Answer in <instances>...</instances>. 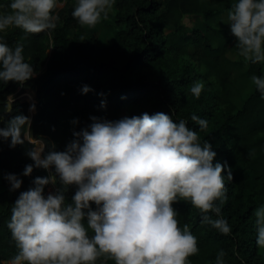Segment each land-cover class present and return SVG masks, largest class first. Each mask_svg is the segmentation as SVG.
<instances>
[{
  "label": "trees",
  "instance_id": "1",
  "mask_svg": "<svg viewBox=\"0 0 264 264\" xmlns=\"http://www.w3.org/2000/svg\"><path fill=\"white\" fill-rule=\"evenodd\" d=\"M234 2L114 0L111 20L115 30L103 47L73 17L77 0H60L62 6L52 13L58 17L52 30L29 34L10 27L0 32V42L11 48L23 46L24 62L34 69L33 77L23 85L0 82V112L18 88L34 93V111L28 103L13 100L0 127H6L15 115L29 117L33 138L45 143L41 158L51 150L65 151L76 139L74 133L88 128L92 117L115 122L122 109L129 118L162 112L175 123L184 120L201 144H211L216 153L213 164L227 166L222 173L227 199L216 203L231 233L224 235L203 223L204 214L190 201L178 198L172 207L179 227L188 226L199 249L188 257L189 264H216L220 251L225 253L224 264H264L258 254L254 214L264 207V99L251 81L253 75L263 78L264 62L246 63L235 48L236 37L223 29ZM10 3L0 0L2 14L10 11ZM187 16L194 19L188 30L183 24ZM233 68L242 69L240 78L251 84L246 93L237 92L229 82ZM196 81L204 84L199 98L191 93ZM85 86L90 89L87 93ZM192 115L207 120L208 127L201 131ZM10 145V138H0V264L18 253L8 228L16 200L35 187L36 178L49 177L50 171L55 174L54 168L34 166L27 155L32 147L27 141ZM27 165H33L29 176L23 175ZM9 174L22 181L19 189H12L6 179ZM49 185L44 187L45 197ZM53 187L55 194L62 188L59 183ZM76 191L75 185L68 187L64 193L67 203ZM90 206L96 210L94 203ZM207 215L217 218L214 213ZM83 224L87 228L86 218ZM94 264H115V260L102 255Z\"/></svg>",
  "mask_w": 264,
  "mask_h": 264
},
{
  "label": "clouds",
  "instance_id": "2",
  "mask_svg": "<svg viewBox=\"0 0 264 264\" xmlns=\"http://www.w3.org/2000/svg\"><path fill=\"white\" fill-rule=\"evenodd\" d=\"M113 2L77 0L72 15L81 26L95 27L102 17L107 19ZM60 6V0H11L10 11L0 14V32L10 27L29 34L52 30L58 19L52 13ZM228 20L238 55L246 63L264 62V0H236ZM22 52V45L11 48L0 42L3 84L23 85L33 77L34 69L24 62ZM251 81L264 99V78L253 75ZM203 89L204 84L196 81L191 93L199 98ZM83 91L90 89L85 86ZM19 92L18 88L7 97L9 104L0 112V123L11 112L13 100H19V96L12 97ZM191 119L201 131L208 127L207 120L196 115ZM92 121L88 128L74 133L76 139L65 151L51 150L44 158L45 143L33 138L29 117L15 115L6 127H0V138H10L11 147L25 141L32 145L27 155L36 168L55 169L49 177L36 178L35 187L22 192L12 207L8 228L18 253L5 264H94L102 255L115 264H189L188 257L199 249L188 226L179 227L172 207L178 198L199 209L203 223L224 235L231 233L216 203L227 199L222 175L227 166L213 164L216 153L211 144H201L186 121L175 123L162 112L115 122L92 117ZM32 172L33 165H27L23 175ZM232 178L228 169L227 179ZM6 179L13 190L21 187L22 181L15 175ZM57 183L62 188L45 197L44 187ZM72 185L77 191L67 203L64 193ZM91 203L97 206L95 211ZM254 214L257 246L264 248V207ZM89 230L93 235L89 236ZM224 256L220 251L216 264H224Z\"/></svg>",
  "mask_w": 264,
  "mask_h": 264
},
{
  "label": "rangeland",
  "instance_id": "3",
  "mask_svg": "<svg viewBox=\"0 0 264 264\" xmlns=\"http://www.w3.org/2000/svg\"><path fill=\"white\" fill-rule=\"evenodd\" d=\"M113 13H114V10L112 7L108 11L107 19H103L102 17L101 21L95 27L89 28V27L80 25L83 31H90L95 36L97 45L100 47H103L109 44L111 34L115 30V27L113 26V22L111 20ZM0 14H2L1 5H0ZM229 23L230 22L228 18H225L223 29L225 31L231 32V27ZM183 24L186 30H188L194 24V19L188 16L184 17ZM228 58L231 60H236V58L233 55H228ZM233 69H234L235 74L232 75V78L229 79V82L231 83L232 86H234L237 89V92L239 91L240 93H246L247 91H249L251 84L246 83L245 81L242 80V78H240V72L242 71V69H239V68H233ZM263 70H264V67H263ZM17 96H19L18 99L20 101L27 102L28 105L31 107V104L33 103V98H34V93L32 91H29V90L22 91V92L16 93L12 97L15 99L17 98ZM125 117L129 118V115L125 109H122L118 114V120H121ZM50 193L55 194V190L52 184H50L49 187L46 189V195ZM258 254L264 259V248L258 247Z\"/></svg>",
  "mask_w": 264,
  "mask_h": 264
}]
</instances>
